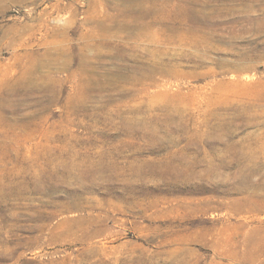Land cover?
<instances>
[{"label":"rangeland","instance_id":"374dc122","mask_svg":"<svg viewBox=\"0 0 264 264\" xmlns=\"http://www.w3.org/2000/svg\"><path fill=\"white\" fill-rule=\"evenodd\" d=\"M139 7L175 31L118 32ZM257 249L264 0H0V264H264Z\"/></svg>","mask_w":264,"mask_h":264},{"label":"bare ground","instance_id":"6f19581e","mask_svg":"<svg viewBox=\"0 0 264 264\" xmlns=\"http://www.w3.org/2000/svg\"><path fill=\"white\" fill-rule=\"evenodd\" d=\"M154 1V0H153ZM160 2V1H159ZM175 2V1H174ZM141 3V2H140ZM181 3V2H180ZM255 3V2H254ZM142 4V3H141ZM167 4V3H166ZM175 4V3H174ZM144 5V4H143ZM164 5V4H163ZM173 5V4H172ZM165 12V11H164ZM129 14H133V21L136 22L135 26H132L126 22H124V24L122 25H119L118 28H117V31L119 32H123L126 34V36H131V35H137L139 37H142V36H145V37H149V36H152L153 32H152V29H153V26L154 25H160L161 27H163L165 30H169V32H173L175 31V27L173 26H170V25H166L164 26L162 24V22L160 21L159 19V16H164L165 14H160L158 11L155 10V7L154 9H143L141 7L137 8V9H133V11ZM195 17V16H194ZM200 17V16H199ZM112 19V18H111ZM114 19V18H113ZM196 19V18H195ZM199 20V19H198ZM140 21H143V22H140ZM171 21V20H170ZM129 22V21H128ZM121 23V22H120ZM160 23V24H158ZM178 26V25H177ZM60 27V26H59ZM100 27H103L102 25ZM186 28V26H185ZM58 33L61 32L60 29H58L57 31ZM165 32V31H164ZM61 33H64L61 32ZM131 33V35H130ZM169 35V34H168ZM86 37V39H92V38H88L87 35H84ZM105 35H101V37L99 38L98 37V42L99 43H106L107 40L105 39ZM154 37V35H153ZM81 38V37H80ZM84 40V38H83ZM153 41V39H152ZM60 49V48H59ZM57 51H60L58 50L57 48ZM153 51V50H151ZM154 53V52H153ZM66 64V60L64 61L63 65ZM80 66H84V62H82L80 64ZM151 73V71H149V74ZM150 76V75H148ZM79 89V94L82 95V94H86L89 90H91V87L88 85V84H84L82 85V87L78 88ZM256 253H259V255L261 254H264V249H257Z\"/></svg>","mask_w":264,"mask_h":264}]
</instances>
